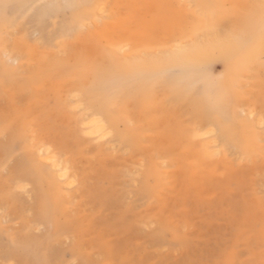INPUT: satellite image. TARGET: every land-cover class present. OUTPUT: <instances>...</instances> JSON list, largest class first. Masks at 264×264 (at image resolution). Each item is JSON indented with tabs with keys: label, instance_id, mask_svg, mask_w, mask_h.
Instances as JSON below:
<instances>
[{
	"label": "bare ground",
	"instance_id": "1",
	"mask_svg": "<svg viewBox=\"0 0 264 264\" xmlns=\"http://www.w3.org/2000/svg\"><path fill=\"white\" fill-rule=\"evenodd\" d=\"M131 1L0 0V38L14 36L7 48L0 46V58L5 55L22 70L18 74L0 59V82L35 84L50 78L54 100L74 114L83 137L105 151L132 156L147 151L131 162L139 167V190L150 200L167 192L175 174L199 191L203 184L216 186V180L225 190L237 177L233 184L246 190L251 178L264 174V136L255 130L264 125L256 107L264 100L259 61L264 57V0H164L169 15L164 26L155 22L154 13L147 25L137 23ZM149 2L144 5L151 8ZM9 5L15 10L8 17ZM61 9L69 10L68 20L57 28L49 25ZM26 12L36 44L48 53L69 48L70 54L53 61L35 57L23 35H14ZM215 60L224 63L225 73L214 82L209 67ZM197 85L201 92L193 96ZM156 89L160 97H154ZM150 105L157 109L151 118L145 117ZM152 128L169 138L166 147L149 144L148 139L156 141ZM33 145L32 154L46 170L35 169L32 184L55 204L58 187L77 190L80 179L67 156H58L46 143ZM257 163L261 166L247 173L232 171ZM16 181L13 188L27 193L30 183ZM242 212L240 206V218ZM257 219L264 231V214Z\"/></svg>",
	"mask_w": 264,
	"mask_h": 264
},
{
	"label": "rangeland",
	"instance_id": "2",
	"mask_svg": "<svg viewBox=\"0 0 264 264\" xmlns=\"http://www.w3.org/2000/svg\"><path fill=\"white\" fill-rule=\"evenodd\" d=\"M145 1L129 2L136 7L135 21L147 25L154 13L155 22L167 25L164 0H147L151 8ZM7 7L9 17L15 9ZM145 11L148 14L144 15ZM69 15L68 9H61L49 25L57 28ZM31 24L26 12L14 35H23L35 57L53 61L58 54H70L69 48L58 54L57 49L49 50L53 54L36 44ZM12 42V33L0 38L2 48ZM0 59L18 74L22 72L5 55ZM259 61L264 69V57ZM20 67L30 68L27 64ZM209 73L215 82L225 73L224 63L213 61ZM260 76L264 79V73ZM48 80L35 84L0 82V264H264L263 222L257 219L264 214V174L251 178L246 190L233 184L240 180L237 177L225 190L224 182L216 180V186L203 184L200 191L191 183L184 186L175 174L167 192L150 200L139 190V167L131 162L146 157L147 151L132 156L127 151L101 150L81 135L74 114L54 100ZM157 91L154 97H160ZM200 92V85L192 90L193 96ZM256 107L264 118V100ZM156 110L146 106L145 117H155ZM177 120L181 122L180 117ZM255 130L264 136V125ZM156 131L151 129L156 141L148 139L149 144L166 147L169 138ZM34 143L49 144L58 156H67L80 179L77 190L58 187L61 194H57L55 209L53 199L32 184L35 169L46 170L34 151L32 154ZM260 166L234 167L232 171L247 173ZM18 179L30 183L27 193L13 188Z\"/></svg>",
	"mask_w": 264,
	"mask_h": 264
}]
</instances>
